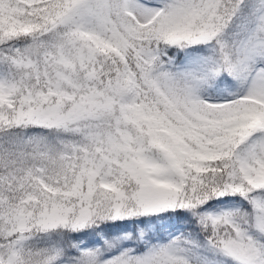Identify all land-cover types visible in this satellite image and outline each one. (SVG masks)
<instances>
[{
    "label": "snow or ice",
    "instance_id": "1",
    "mask_svg": "<svg viewBox=\"0 0 264 264\" xmlns=\"http://www.w3.org/2000/svg\"><path fill=\"white\" fill-rule=\"evenodd\" d=\"M0 264H264V0H0Z\"/></svg>",
    "mask_w": 264,
    "mask_h": 264
}]
</instances>
